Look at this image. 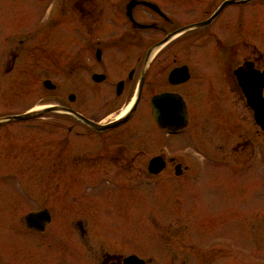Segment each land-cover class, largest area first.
<instances>
[{"label": "flooded vegetation", "instance_id": "obj_1", "mask_svg": "<svg viewBox=\"0 0 264 264\" xmlns=\"http://www.w3.org/2000/svg\"><path fill=\"white\" fill-rule=\"evenodd\" d=\"M226 1L0 0V86L21 55L35 60L26 62V57L23 68L31 63L41 70L47 61L49 68L66 71L70 86L67 94L58 96L56 84L44 74L38 83L51 94L40 95L37 102L46 103L22 112L3 109L1 103L0 118L49 105L66 109L0 124L3 131L13 121L34 122L13 129L35 142L29 156L36 165L42 162L44 147L36 141L50 136L44 154L50 153L51 170L62 173H38L28 179L15 168H0V211L23 209L19 223L9 222L10 229L41 234L60 211H78L89 215V221L90 215L110 212L131 222H121L107 239L93 241L87 224L76 219L83 245H73L71 263L87 264L91 259L92 264H264V134L235 74L238 67L247 71L245 62L259 74L264 65L259 63L261 55H247L234 64L233 38L240 29L235 31L234 18L252 0ZM197 23L201 24L192 27ZM241 28L245 31L243 22ZM165 94L184 106V114L169 127L156 121L152 107L153 99ZM260 94L264 99V82ZM214 112L211 127L228 129L237 117L234 124L247 130L242 140L227 144L225 150L219 147L223 155L231 154L228 157H203L202 119ZM86 120L113 125L99 129ZM154 131L178 137L180 148L159 143ZM254 173L258 188L247 190L245 177ZM227 176L232 180L221 186ZM233 177L242 183L237 193ZM141 180L146 185L153 182L148 196L135 192ZM161 181L194 182L196 188L191 192L178 186L183 206H135L138 199L166 202L170 193L161 195L154 184ZM59 182L69 191H58ZM45 183L52 193L51 205L27 209V188L41 199ZM249 191L257 192L252 205ZM244 200L249 203H236ZM66 201L72 205L63 206ZM76 201L82 206H75ZM42 209L50 215L44 229L28 228L26 214ZM139 214L147 216L138 219ZM251 214L256 223L246 224ZM159 215L169 223H162ZM172 215L180 216L172 221ZM221 220L225 226L219 228ZM220 233L226 240L219 239Z\"/></svg>", "mask_w": 264, "mask_h": 264}, {"label": "rangeland", "instance_id": "obj_2", "mask_svg": "<svg viewBox=\"0 0 264 264\" xmlns=\"http://www.w3.org/2000/svg\"><path fill=\"white\" fill-rule=\"evenodd\" d=\"M25 2L26 4H32L29 2V0H25ZM239 10L235 8V11H239L240 16L237 17V15H235L233 22L235 31L237 27L240 28L238 29L239 33L235 34L233 38V41L235 43L234 64L240 63L244 56L248 55L252 58H258L261 55L262 59L259 63H261L263 66L264 0H252L248 2L245 6H243L242 9L240 8ZM245 18L247 19V23L244 21ZM239 22H241L240 25L238 24ZM242 22L245 26V31L243 32V29L241 28ZM242 40H245L248 43L242 45ZM26 57L27 55H21V62H19V65L15 67L12 71L4 74V76L2 77L4 83L0 86V108L2 107L1 103L4 102L5 106L3 107V109L6 108V110H10L13 112H22L28 109L29 107H37L46 103L37 102V99L40 95L46 97L47 95L51 94V92L49 94V90L44 87L43 83L41 85L38 83L40 75H49V77L53 80V83L56 84L54 93L58 96L65 95L70 90V86H68L67 83L66 71L61 72L60 70L57 71L53 70L51 67L49 68L50 62L48 63L47 61H45L46 64L43 65L41 70H37L36 67H34V65L31 63H27L28 65L23 68L22 61H25ZM26 62L33 63L35 62V60L34 58L27 57ZM236 105L239 106V104L237 103ZM48 115H53V113ZM215 117V112L210 113V115L209 113H205L202 119L203 128L201 138L205 147L203 155L204 158L230 156L231 154L223 155L224 151H221L219 147H224L225 150L227 144H230L231 142L235 143L236 141L242 140L247 135V130L242 129L243 125L241 123L238 124L240 128L237 126V124H234V122H236V120L238 119L237 117H234V119L231 120L232 125L228 129L226 126L220 130L211 127L212 123L214 124L216 122ZM26 125L35 124L34 122L32 124H28L21 123L20 121H13L5 125V127H7L9 130L6 129L0 131V168H15V170H20L23 175H26L28 179H31V176H36L38 173L42 175L62 174L61 172L55 174L54 172L56 171L51 170L53 166H51L48 161V159L51 157L49 151V154H44V149L46 148L45 146H48L49 144L47 143H50V136L48 135H43L41 141H36L38 143H42V147L44 146L42 149V154H40L42 162H38L40 165H36V163L30 159L29 155L31 152H33L32 146L35 142L29 141V139L21 138L15 131L16 129H13ZM154 132L158 137L157 139L159 140V143H170L173 146H171L172 150H177L180 148L178 137L169 138L163 135L161 132ZM248 134L251 138L250 141L253 142V139H255V133L252 128L249 129ZM31 139L34 138L32 137ZM256 141L257 140H255V142ZM256 159L258 161V157ZM204 165L208 164L204 163ZM258 165L259 163H257L255 170L257 169ZM220 170H222V168ZM220 174L222 173L220 172ZM254 174L255 176H252L251 178L245 177V181H247L245 188L247 190H257L258 188L257 173ZM229 177L230 176L225 177L221 186H225L224 182L232 180V178ZM234 181V190L237 193V191H241L240 186L242 185V183H240V179L237 180V178H234ZM245 181H243L244 184ZM152 183L150 185H146L145 182L141 180L139 183H135L136 190H134L136 193H143L144 195L146 194L148 196V194L152 191ZM45 184L42 185L41 199L39 198L40 200L37 199L33 191H29V189L27 188L26 199L28 201L27 204H25L27 209L35 207L36 205H39L41 203L42 205H51V198L48 197H51L52 193L50 191V188H47L48 184ZM154 184L157 185L161 195L163 193H170L171 196L166 199V202L163 201L164 199H158V202L154 203H151V200L138 199L137 205H135V203L133 205L146 208L150 206H183L181 199L179 200L178 192L181 190H179L178 186H186L185 189L191 192H193L196 188L194 182L179 184L178 182H169L165 184L161 181L159 184L158 182ZM62 185H64V188L62 187ZM59 186L61 187V189H59L58 191H69V189L66 187V183L63 184L62 182H59ZM252 191H249L246 194L248 196V201L251 205V199H254L257 195V192L252 193ZM65 196L68 195L65 194ZM34 197H36V199H34ZM30 199L31 201H29ZM239 202L244 204L249 203L246 200L237 201L236 203ZM65 203H67L69 206L72 205L71 202L68 203L67 201L63 202L62 205L67 206V204ZM74 205L82 206V203L76 201ZM22 212V208L18 211L15 210L14 212L9 214L0 211V264H76V262H70V255L76 254L75 247L73 245H77L79 248H82L83 245L82 237L80 236L79 230L75 224L76 219H80L82 222L87 224L90 238H92L93 241L107 239L109 231L111 229L118 228L121 222H131V220L129 219L126 220L124 215L111 214L110 212L101 215H90L92 220L89 221L86 219V217L88 218L89 215L78 213V211H72V213L66 211L67 214L62 213L60 211V213L53 215L54 220L52 219L51 223L47 225L46 230L41 234H38L34 231H29L27 229L22 231L10 229L9 222L11 220H15L17 223H19V216ZM243 213L245 214L249 212L246 211ZM145 216L147 215L139 214L137 215V218L140 219ZM159 216L162 218V223H169L167 220L163 219L164 215ZM179 216L180 215H175L174 218V216L172 215V218H174L172 221L178 220ZM233 217L237 216L234 215ZM255 217L256 215L251 214L246 220V224H248L250 220L251 223H256V221H254ZM135 219L133 220L134 223H136ZM224 224V220H221V222L219 221V223H217L219 228L225 226ZM219 239L226 240V236H223L220 233ZM113 240H115V238H113ZM80 253L84 254V250H81ZM87 264H92V260L88 259Z\"/></svg>", "mask_w": 264, "mask_h": 264}, {"label": "water", "instance_id": "obj_3", "mask_svg": "<svg viewBox=\"0 0 264 264\" xmlns=\"http://www.w3.org/2000/svg\"><path fill=\"white\" fill-rule=\"evenodd\" d=\"M230 1L232 0L226 2H230ZM242 1H249V0H242ZM200 24L201 23L193 24L192 27ZM245 65L247 67V71L243 70L242 67H238L235 70V74L239 81V84L241 85L242 89L244 90L247 96L248 104L253 109L254 119L256 123L259 125V127L263 130V134H264V99L260 94V90L264 82V73L261 74L257 73L256 70L249 67L250 65L248 62H245ZM152 107H153V114L155 116V119L162 127L165 126L169 127L170 125L169 123L172 124L174 120L177 121V119L181 116V114H184L183 103H181V101H176L171 95L168 94L156 96L153 99ZM53 110H66V109L54 105H49L42 108H33L21 114H14L0 118V124L11 120H22V119L40 116L45 112L53 111ZM86 121L91 126L99 129H103L105 127L113 125L112 123L107 125H100V124L92 123L88 120ZM181 125L183 126L184 124ZM156 159L157 158H155V160ZM49 220H50V215L47 209H42L36 212H30L27 213L25 216L26 225L30 229L43 230L45 224L48 223Z\"/></svg>", "mask_w": 264, "mask_h": 264}]
</instances>
